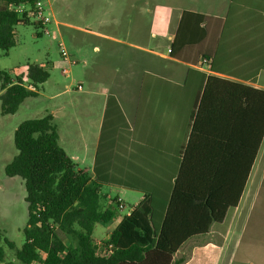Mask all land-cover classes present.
Returning <instances> with one entry per match:
<instances>
[{"label": "trees", "instance_id": "16d2710c", "mask_svg": "<svg viewBox=\"0 0 264 264\" xmlns=\"http://www.w3.org/2000/svg\"><path fill=\"white\" fill-rule=\"evenodd\" d=\"M26 1L0 0V50L14 46L17 25L31 22L9 8ZM49 77L48 67L37 63L28 64L15 78L0 71L2 114H15ZM205 81L200 105L177 144V163L159 181L160 187L136 170L129 177L119 169L109 177L96 169L78 170L59 144L52 114L20 123L14 135L18 153L5 168L8 177L21 178L26 187L25 242L15 251L19 264H182L174 260L181 246L208 234L238 206L264 140V90L211 75ZM216 82L224 83L223 88ZM230 99L240 105L227 102ZM105 187L138 192L144 198L97 242L95 226L110 224L118 208V197L105 205ZM6 243L0 233V264H15L6 259Z\"/></svg>", "mask_w": 264, "mask_h": 264}, {"label": "crops", "instance_id": "0c3cea01", "mask_svg": "<svg viewBox=\"0 0 264 264\" xmlns=\"http://www.w3.org/2000/svg\"><path fill=\"white\" fill-rule=\"evenodd\" d=\"M106 3L113 10L128 11L124 13L128 23L118 20L116 15L107 18V24L112 26L119 23L129 26L128 39L91 33L112 43L110 54L119 53L115 50L122 48L120 53L129 56L120 57L115 63L104 59L93 64L92 88L81 98L88 102L89 113L95 103L99 105V119L90 121L85 130L64 136L56 123L60 110L52 111L59 143L78 170L93 173L96 169L103 177L116 175L117 169L122 171L119 174L129 177L136 170L146 180L151 177L153 186L160 187L159 181L166 179L177 163V144L186 134L194 109L200 105L206 77L211 75L264 90V0H106ZM145 13L152 17L147 33L141 22ZM201 17L202 23H198ZM58 22V28L69 27ZM148 75L152 76L145 81ZM220 100L223 105L225 100L223 97ZM236 100L227 102L239 106ZM68 121L81 123V117L74 114ZM132 163L137 166L131 167ZM106 194L112 199L109 192ZM138 194L134 206L144 198ZM246 194L248 216L236 239L230 241L233 229H210L208 234L186 241L174 260L182 264L198 260L197 264H205L213 251L215 264H264V140L239 204L228 210L224 222L232 211L239 217ZM204 237L207 238L201 239Z\"/></svg>", "mask_w": 264, "mask_h": 264}, {"label": "rangeland", "instance_id": "374dc122", "mask_svg": "<svg viewBox=\"0 0 264 264\" xmlns=\"http://www.w3.org/2000/svg\"><path fill=\"white\" fill-rule=\"evenodd\" d=\"M49 1L54 21L69 24V27L61 25L60 28L55 22L49 25L50 31L57 32L58 39L55 40L51 35L42 33L41 27L38 28L34 20H31L28 24L16 26L13 37L14 46L8 52L0 50V71L10 73L13 78L24 74L27 65L31 63L45 65L50 72L49 79L38 85V94L26 99L15 114L3 115L0 103V233L3 239L8 240V243L4 244L6 259L15 264H19L15 258V251L25 242L23 231L28 221L25 183L21 178L8 177L5 173L6 166L18 153L14 142L16 129L25 120L42 118L52 114L53 110H60L56 123L60 124L64 136L71 135V132L78 134L82 131L81 129L85 130L90 121L99 119V105L95 103L92 113H89L88 102L81 98L92 88L90 75L93 64L95 61L104 59L115 63L120 57L127 59L129 56V53H120L122 48L115 50L119 53L110 54L112 50L109 45L112 43L91 33V31H97L101 34L128 39L126 29L129 26H123L124 22L128 23L124 16V13L128 11L119 8L113 10L106 0ZM112 15H116L123 23L113 26L107 24V18ZM142 20L147 33L151 27L152 17L145 13ZM38 33L40 35H37ZM60 41L66 45L70 62L75 61V64L64 61L58 46ZM64 68L68 70V74L63 73ZM78 85L82 86V90H77ZM65 90L69 92L52 98ZM74 114L81 117V123L68 121V117L72 118ZM103 190L104 193L109 192L113 199L119 196L125 207L122 210L117 208L116 218L110 224L95 226L93 237L100 242L106 239L118 222L132 210L139 197L138 193L130 190L123 191L115 188L108 191L107 187ZM247 197L248 194L242 203L238 218L237 213L232 211L224 224H214L211 229L216 231L233 229L230 241L236 239L248 216ZM110 202V199L104 201L106 206H109ZM9 243L13 245V248ZM209 255L205 264H215L214 252L210 251ZM197 263L198 260H195L191 264Z\"/></svg>", "mask_w": 264, "mask_h": 264}, {"label": "built area", "instance_id": "2783aa9c", "mask_svg": "<svg viewBox=\"0 0 264 264\" xmlns=\"http://www.w3.org/2000/svg\"><path fill=\"white\" fill-rule=\"evenodd\" d=\"M9 8L22 16L29 17L31 20H34V22L38 23L41 26L42 33L51 35L55 40L58 39L57 32H52L49 29V25L53 22H55L57 26L60 25L57 20L54 21V16L52 15L51 4L49 0H27L26 2H22L20 4H11ZM58 46L64 61L70 62L69 54L64 42L60 41ZM205 61L207 62V60ZM75 63V61L70 62V64ZM63 73L68 74V70L64 68ZM28 87L32 90H35V88H33L32 86ZM77 88L81 90L82 86L78 85ZM117 202L118 209H124L125 205L120 197H118Z\"/></svg>", "mask_w": 264, "mask_h": 264}]
</instances>
